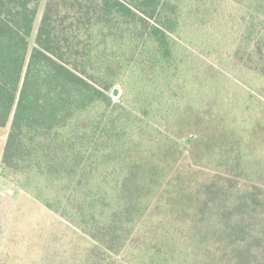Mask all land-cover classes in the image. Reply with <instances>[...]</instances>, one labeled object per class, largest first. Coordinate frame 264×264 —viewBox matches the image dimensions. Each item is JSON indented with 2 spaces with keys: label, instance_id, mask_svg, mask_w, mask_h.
<instances>
[{
  "label": "trees",
  "instance_id": "16d2710c",
  "mask_svg": "<svg viewBox=\"0 0 264 264\" xmlns=\"http://www.w3.org/2000/svg\"><path fill=\"white\" fill-rule=\"evenodd\" d=\"M214 1L46 0L30 49L42 0H0L3 164L74 264H264V0L217 29ZM222 27L237 67L207 105L194 50Z\"/></svg>",
  "mask_w": 264,
  "mask_h": 264
},
{
  "label": "rangeland",
  "instance_id": "374dc122",
  "mask_svg": "<svg viewBox=\"0 0 264 264\" xmlns=\"http://www.w3.org/2000/svg\"><path fill=\"white\" fill-rule=\"evenodd\" d=\"M45 3L46 0H42L30 40V49L33 47L34 36ZM213 6L215 8H211L209 13L212 11L213 18L216 17L212 23L213 28L216 29L222 19L234 17L240 13L239 10L242 7L233 0H215ZM222 30L226 32L228 39H222V35L219 34L216 35L217 39L214 42L198 43L194 50L196 52L194 55L199 59L197 64L200 72H205V67H211L216 71L214 79H218L215 82H208L200 91L202 94L208 92L213 98L208 99V96L197 98L199 101L205 100L207 105L218 100V94L221 95L228 81L233 79L234 75L228 74V70L235 72L236 69L233 67H237L234 57L235 45L232 43L231 34L223 27ZM215 60H219L221 66L215 65ZM220 74L223 77L219 79ZM188 78H191V75ZM222 79L227 80V83L221 81ZM115 89L118 90L117 96L113 97L111 94L110 96L117 100L122 95V89L120 87ZM177 90L178 96L189 94L187 88L181 84ZM8 132L9 125L0 128V264H74L76 252L74 246L72 250V244L82 248L84 241L66 229L67 227L63 226V221L58 216L15 186V177L4 166L2 157ZM188 140L190 144L191 141L189 138ZM185 141L186 139L182 140V142Z\"/></svg>",
  "mask_w": 264,
  "mask_h": 264
},
{
  "label": "water",
  "instance_id": "95a60500",
  "mask_svg": "<svg viewBox=\"0 0 264 264\" xmlns=\"http://www.w3.org/2000/svg\"><path fill=\"white\" fill-rule=\"evenodd\" d=\"M117 93H118V90L114 88L111 95L113 97H116L117 96ZM186 144H189V140L186 141Z\"/></svg>",
  "mask_w": 264,
  "mask_h": 264
}]
</instances>
